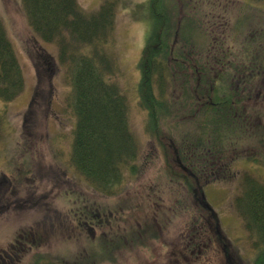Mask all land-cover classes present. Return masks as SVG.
I'll use <instances>...</instances> for the list:
<instances>
[{
    "label": "trees",
    "instance_id": "trees-1",
    "mask_svg": "<svg viewBox=\"0 0 264 264\" xmlns=\"http://www.w3.org/2000/svg\"><path fill=\"white\" fill-rule=\"evenodd\" d=\"M200 1L150 0L153 27L139 61L138 89L140 106L148 112L146 131L154 141L152 147L157 144L156 148L164 149L167 176L174 172L175 178L168 177L186 188L183 200H191L195 206L210 210L217 224L219 218L206 199L205 188L210 179L217 183L238 176L239 172L227 164L223 170L220 171V167L215 170L218 164L215 160L205 163L206 146H210L214 157L219 152L230 153L232 137L237 135L243 142L256 141L264 148V90H254L253 97L251 88L255 79L264 81V54L251 55L264 45V10L254 7L255 19L230 24L224 7H220L222 11L215 12L205 26L201 12L188 10L196 3L205 10L206 4ZM20 5L32 32L58 49L56 57L45 48L44 53L36 52V57L52 66L56 58L65 68L71 87L72 110L77 118L71 150L73 172L84 177L98 193L118 194L129 180L141 174L143 151L131 127L128 98L111 77L113 72L121 70L109 51L116 33V0H104L96 10H87L79 0H20ZM179 5L182 10L176 9ZM174 6L175 12L172 11ZM249 26L251 29L247 30ZM231 45L237 47L233 52L227 49ZM14 49L6 23L0 16V99L4 102L12 101L24 88L23 71ZM248 101L251 104H247ZM180 117L205 118L194 129L203 134L202 137L190 142L183 135L179 145L175 143L179 140L176 136L175 142L173 138L165 139L164 133L173 136L174 128L170 125ZM179 127H175V133ZM168 148L174 155L169 154ZM215 150L219 152L215 154ZM257 152L248 160L258 173L264 169V150ZM173 157L175 168L171 167ZM239 158L246 159L241 155L237 156ZM254 173V169L240 173L234 207L253 239V246L258 249L255 264H264V181ZM116 214L112 209L107 213L85 205L76 217L78 226L95 237L94 227L108 226ZM220 232L215 227V236L225 242ZM134 236L135 231L132 239ZM102 237L104 235L94 240L96 255L107 252L105 243L112 250L118 248V242H123L122 236L109 241ZM23 239H26L23 244L39 246V239L23 233V238L3 246L0 264L15 263L13 257L4 258V251H21L24 245L19 243ZM224 247L227 251V244ZM84 263L87 262L81 259L74 264ZM29 264L64 262L37 252Z\"/></svg>",
    "mask_w": 264,
    "mask_h": 264
},
{
    "label": "rangeland",
    "instance_id": "rangeland-1",
    "mask_svg": "<svg viewBox=\"0 0 264 264\" xmlns=\"http://www.w3.org/2000/svg\"><path fill=\"white\" fill-rule=\"evenodd\" d=\"M101 1L80 0V3L84 8L94 9ZM148 1L119 0L115 61L121 70L111 74L129 100L131 127L143 151L142 172L129 180L118 194L106 195L95 191L84 177L73 172L71 150L77 119L70 104L71 87L58 61L52 66L36 57V52L44 53L43 48L55 56L58 49L32 32L20 0H0V16L14 42L25 79V89L19 97L11 102L0 99V256L3 246L23 238V233L39 239L37 247L23 244L26 240L23 239L19 243L24 245L21 251H4V258L13 257L14 264H29L37 252L47 253L64 264L81 259L87 262L84 264H255L258 249L253 246L243 219L236 213L234 202L240 188V173L255 167L248 157L264 148L256 141L243 142L237 135L232 137L230 153L225 149V152L215 150L219 155L214 157L210 146L205 145L203 160L205 163L215 160L218 163L215 170L219 167L223 170L226 164L241 169L238 176L227 180L216 183L210 179L205 188L206 199L219 223H215L207 208L183 200L186 188L170 182L168 176L175 178V173L169 172L167 176L164 149L156 148L157 144L152 147L154 141L146 131L148 114L139 103L138 62L153 21L149 8L143 10L137 4L143 6ZM200 3L206 4L205 10L199 3L188 10L201 12L205 26L215 12L222 11L220 7H224L230 24L255 19L256 10L252 6L264 8V0H201ZM176 9L182 10L180 5ZM172 11H176L175 6ZM133 15H145V18L136 19ZM254 29H258L256 22ZM227 49L233 52L237 47L231 45ZM263 54L264 45L251 55ZM251 88L252 95L254 90H264L263 78L255 79ZM199 121L205 118L180 117L170 125L174 128L173 136L164 133L165 139L173 138L175 142L176 136L178 145L182 144L183 135L190 142L198 140L203 135L194 131ZM168 152L173 153L170 148ZM238 155L246 159H237ZM174 158L172 168H175ZM258 173L264 181V171ZM85 205L107 213L110 209L117 212L108 226H93L95 237L78 226L76 213ZM215 227L220 229L225 242L217 239ZM100 235L108 241L122 236L123 242H118V248L112 250L105 243L107 252L96 255L94 240ZM97 249L101 250L99 246ZM1 260L2 257L0 263Z\"/></svg>",
    "mask_w": 264,
    "mask_h": 264
}]
</instances>
